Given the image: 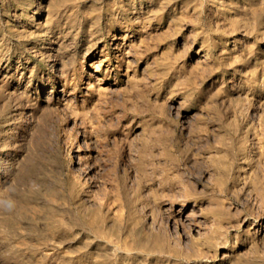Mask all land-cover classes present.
Here are the masks:
<instances>
[{
  "label": "rangeland",
  "instance_id": "1",
  "mask_svg": "<svg viewBox=\"0 0 264 264\" xmlns=\"http://www.w3.org/2000/svg\"><path fill=\"white\" fill-rule=\"evenodd\" d=\"M0 264H264V0H0Z\"/></svg>",
  "mask_w": 264,
  "mask_h": 264
},
{
  "label": "clouds",
  "instance_id": "2",
  "mask_svg": "<svg viewBox=\"0 0 264 264\" xmlns=\"http://www.w3.org/2000/svg\"><path fill=\"white\" fill-rule=\"evenodd\" d=\"M8 207H11V205L9 204Z\"/></svg>",
  "mask_w": 264,
  "mask_h": 264
}]
</instances>
